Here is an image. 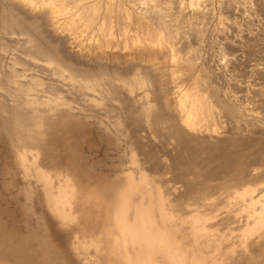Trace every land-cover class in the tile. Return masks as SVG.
Returning a JSON list of instances; mask_svg holds the SVG:
<instances>
[{"label":"rangeland","instance_id":"rangeland-1","mask_svg":"<svg viewBox=\"0 0 264 264\" xmlns=\"http://www.w3.org/2000/svg\"><path fill=\"white\" fill-rule=\"evenodd\" d=\"M8 1L0 0V17L11 18V20L17 18L21 25L17 26L18 30L16 32L12 30L3 31L4 29L0 32L2 35L0 37V46L2 47H0V52L3 51L2 55L6 52L7 55L12 56L20 49H34L36 44L30 42V34L34 33L36 38L50 48L62 62L64 68H62L63 66L60 67L61 70L63 69L65 77H73L71 73L73 74L76 71L75 69H83L87 72L100 73L102 83L103 79L105 82L111 74L115 77L117 75L118 77L114 83L117 86L122 85L118 88L121 89L119 92H122L123 88L127 86L126 91H123L126 94L124 95L123 92L121 94L118 91L116 92L117 89L109 90L111 86L106 83L95 85L92 81L82 77L72 80L77 85L81 82L87 84L89 91L92 92L89 94L92 100V102L90 100V104L97 105V109L105 108L110 100L118 106L116 110H111L113 114L108 112L114 117L108 116V113L102 115L93 110L87 111L85 114H78L77 117L85 121V126L75 135H80L79 137L82 138L79 154L83 163L95 167V173H108L112 177L118 175L125 187L133 183L136 185L135 193H132L133 197L131 195L130 201L125 202L127 197L122 198L120 205L117 204V207L111 208L107 215L112 216L114 210H120L128 204L130 207L126 206L130 217L140 218L139 211L141 217L142 215L145 216V220L149 217L155 230H157L156 237L152 242L154 248L151 247L155 251L154 262L158 264H169V260H165L168 250L171 251L178 262L180 260L181 264H264V219L262 222L254 221L260 212L264 216V210L262 212L261 209L260 211L244 208L237 203L241 199L248 198L250 193L253 196L257 195V193H260V188L264 186L262 182V180L264 181V0H196L195 2L194 0H118L120 3L122 2V7H128L126 9H130L134 15H132L130 23L126 26V29L129 27L126 35L125 32L122 31V33L117 30L118 28H114V40H116L114 44L117 45H115V50L113 49V52H116L117 55L115 57H98L94 53L89 55L88 50L83 51L67 33L54 31L48 19H46V15L38 11L33 12L20 4L18 6L16 3L15 5L12 1ZM101 1L104 4L103 6H106L107 0ZM138 14L145 15V18L142 19L143 25L139 21L141 17H138ZM19 27L22 29H20L21 31ZM146 28H150L155 32L160 30L159 32H162L161 34L166 38L171 36L172 32L177 34V39L174 40L176 43L173 45L177 48L178 56L180 55L182 59L185 57L180 66L171 61L172 53L170 54L171 51H169L171 48L165 51L168 61L164 66L161 65L162 69L160 64L156 62L152 64V62L145 61L144 54L135 51L132 45L129 48L122 45L121 42H124L127 36L145 40L148 35V31L146 33V30H144ZM116 31H118L117 35ZM3 32L4 34L7 32V35L15 32L16 37L21 38L23 44L20 41V44L15 41H8L7 35L2 34ZM88 35H91V33H86L85 38L87 40H89ZM4 44L7 45L4 47ZM16 47H19V49ZM13 48L16 49L12 50ZM34 50L38 53L36 48ZM12 51L13 54H11ZM110 51L108 53L112 54L113 52ZM39 55L44 57L42 54ZM160 57L162 58V55ZM163 60L165 58L161 62ZM183 64L184 67L188 64L190 67L187 66L188 69L184 68ZM174 68L177 72L182 69L181 74H179L180 79L178 78L176 81L177 83L170 80L172 74L169 73L173 72L172 69L174 70ZM108 75L109 77H107ZM128 76L130 78L132 76L131 82ZM133 77L135 79L141 77L142 79H139L141 82L136 83V85ZM196 79L199 83L195 81ZM125 81L127 84L123 83ZM196 82L200 85L199 89L206 90V93H211L212 89L217 91L216 93H219L218 97L237 106L240 113L237 114L238 116H231L226 111H222L220 118L217 117V121L215 119L209 124L210 129L201 127V130H197L198 132L187 129L192 136L195 135L197 138L200 137L199 139L202 138L206 141L205 145L201 144L198 147L201 149V155L199 154L196 157L197 161L194 160L193 165L195 166H192L191 170H187V167L176 164L178 163L180 149L177 141L172 136L169 137L166 121L156 126L154 116L159 114L165 115L164 118L166 116L174 119L178 118L179 120L176 119V121L181 122L182 125V112L177 107L178 100L175 89L179 87L184 88L185 91L187 88L190 90ZM91 84L93 85L91 86ZM106 91H108L110 97H105ZM102 92H105V96ZM118 94L121 96H118ZM141 94H144V101L140 99ZM145 98L147 100L146 104H149L147 106H151L147 114L149 133L143 131L142 126L136 129H133L135 127L126 126L128 124L126 118L129 120L130 117H133L131 114L134 117L141 118L140 123L144 125L146 115L143 111H139L141 108H138V104L139 102H146ZM215 98L212 97L214 103L217 104ZM73 103L76 104L75 101ZM127 110L129 112L132 110V112L128 113ZM241 136L244 137L245 145H236L239 150L245 151L246 162L249 161V163H246V169L243 168L242 171L239 167H236L237 169L231 167L223 170L226 161L222 160L224 162L222 167L219 154L224 149L223 147H227V140L233 137L243 140ZM236 145L234 144V146ZM216 165L217 167H215ZM114 167L118 169L116 172L113 171ZM1 168L0 197H3V199L0 202V210L7 209V212L11 211L13 209L11 206L16 204H11L10 207L8 204V207H5V200L9 203V199L14 200L13 195H18L21 211L26 212V210H29L27 212L35 213L37 208L32 203V197L35 195L32 188L36 187L41 192V190L44 191V184L38 180L33 171L26 175L20 167L21 172H18L21 178L20 182L23 184L22 186H27L26 191L14 188L15 190L10 189L9 193L4 192L1 189L3 179ZM9 169L10 165L8 166ZM212 171L216 173L214 174ZM207 177L209 178L206 180ZM53 181L56 183L55 177H53ZM67 182L74 183L71 179ZM242 184H247L248 188L246 186L243 188ZM28 185L32 186L29 187ZM193 185L197 187L195 189L190 188ZM229 186L232 187V191L235 193L231 194L232 197L231 195L228 196L230 194L228 193L230 192L228 190ZM239 186L242 187V190ZM144 187L148 191H145ZM245 188L246 191H243ZM239 193H241L242 198L238 196ZM5 196L7 199H5ZM261 197L262 204H264V192L261 193ZM142 204L144 206H138ZM61 210L69 216V220L65 222V225L57 224L56 228L61 232L71 233L76 250L69 244L70 253L79 264H128L122 256L118 260L110 254L112 246L109 245L108 241L114 235L108 234L110 232L109 228L106 227L103 232L100 231L102 235L98 233L95 236L86 238L79 234L80 238H74V231L83 225L79 213L76 211V203H74L73 208L64 203L61 205ZM49 212L54 220L55 218L58 219L52 211L49 210ZM29 218L32 221L29 219L28 223L24 219V222H27L30 227L22 234L39 230L41 227L37 223L39 222L37 213ZM17 219L21 224H24L19 214ZM149 219L148 221H150ZM4 225L2 226L3 231L5 228L9 231L7 224ZM60 241L61 238L55 236L54 242ZM65 246H68V244ZM115 247H119L120 252L126 251L122 243L115 244ZM162 249H164V252ZM128 250H131L130 252L133 254L135 253L132 248ZM0 255L2 254L0 253ZM68 257L66 255V258Z\"/></svg>","mask_w":264,"mask_h":264},{"label":"bare ground","instance_id":"bare-ground-1","mask_svg":"<svg viewBox=\"0 0 264 264\" xmlns=\"http://www.w3.org/2000/svg\"><path fill=\"white\" fill-rule=\"evenodd\" d=\"M9 1H12L17 5L20 4L33 12L38 11L46 15V19H48L54 31L67 33L73 40V42H75L80 48H82L83 51L88 50L89 55L90 53H94L97 54L96 56L98 57L117 56L115 54L116 52H113V49L117 46L116 44H114V41H116L114 40V28H118L117 30L125 32L126 35V31L129 28L127 27L126 29V26L130 23L132 15H134L132 14V11L130 9H126L128 7H125L124 4V7H122V2L120 3L118 0H107L106 6H103L104 4L101 0ZM195 1L196 0H194V2ZM138 17H141L139 18V21L143 25L142 19L145 18V15L142 16L138 14ZM158 24L161 25L160 23ZM18 25H21V23L17 18L11 20V18L7 19V17H0V32H2V29H4L3 31L12 30L16 32V30H18ZM20 29L21 28L19 27V30ZM144 30H146V33L148 31V35L145 40L138 39V37L135 39L134 37L131 38L130 36H125L126 38L124 42H121L123 43L122 45H124V47L126 48H129L130 45H132V48H135V51L139 53L141 52L140 54H144L143 57L145 61L152 62V64L156 62L157 64H160V66H164V64L168 61V56L165 55V51L171 48L169 50L171 51L170 54L172 53L171 61L174 64L180 66L185 57L182 59L180 55L178 56L177 48H175L173 45L174 43H176L174 40L177 39V34H174L173 32L171 34L169 33L171 36L166 38L161 34L162 32H159L160 30L156 32L154 30H151L150 28H146ZM15 32H13V34L11 33L10 35H7V32H5V34L3 32L2 34L7 35L6 37L8 41H15L19 44L21 42L23 44L21 38H18V36L16 37L17 34H14ZM117 32L118 31H116V35ZM86 33H91V35H88L89 40L85 38ZM122 33L120 34L124 35ZM0 37H2V35ZM130 41L132 42V44ZM30 42L36 44L35 48L37 49L38 53L34 52L36 51L34 50L35 48L27 50L20 49L15 53L12 51L11 54L14 53V55L12 56H10V54L7 55L6 52L2 55L1 53L3 51L0 52V167H2L1 171L3 173L1 189L4 192L7 191V193L10 192V189L15 190L14 188L20 189L21 191H26L27 186H22L23 184L20 182L21 178L19 177L18 173L21 172V167L23 170L22 172L26 175L30 174V171L34 172V174L38 177V180L44 184V191L41 190V192H39L36 187L32 188L35 194L32 197V203L34 204V207L37 208L35 213L27 212L29 210H26V212L21 211V209L19 208V199L17 198L19 197L18 195H13L14 200L9 199V203H7V201L5 200V207L8 204L9 207L11 204L16 205L11 206L13 207V209L9 212H7V209L0 210V253L2 254L0 255V264H79L77 260L73 259L72 253H70L69 244H71L72 248H75L76 250L75 242L73 241L71 233L61 232L56 228L57 224L65 225V222L69 220V216L64 214L61 210V205L64 203L68 204L72 208L74 203H76V211L79 213L81 224L83 223V225L79 226L74 231V238H80V235H83V237L87 238L95 236L98 233L102 235L101 232H103L107 227L110 229V232L108 234L114 235V237L108 241V243H110L109 245H111L113 248H111L110 254L114 255L118 260L119 257L122 256L128 264H158L154 262L155 251L152 249V247L154 248V246H152V242L156 237L157 230H155L153 222H151L149 217L148 219L150 221H148V219L145 220V216L142 215L141 217V213L139 214L140 211L138 212L140 218L130 217L128 215V204H126L127 206L124 205V207L120 210L118 209L119 211L114 210L112 216L107 215L111 208L115 206L117 207V204L120 205L122 198L127 197V200H125V202L130 201V197L135 191L136 185L133 183L128 184V186L125 187L119 179L120 176L118 175L116 177H112L108 173H95V167L88 166L83 163L81 155L79 154V148L82 145V138L79 137L80 135H75L85 126V121L77 117L78 114H85V112L93 110L97 111L99 114L105 115L108 112L112 113L111 110H116L118 106H116V103L110 100L109 102H107L108 104H106L107 106L105 108L97 109V105L94 106L90 104L91 98L89 97V94L92 92L89 91V87L87 86V84L81 82V84L77 85L72 82V80L78 77H82L83 79L92 81L95 85H99V83H102V75L93 71L87 72L83 69H75L76 71L74 72L73 70L74 73H71L74 78L72 76L65 77L63 69L61 70L60 67L63 66V64L59 60V58L54 55L53 51L42 42H40L39 39L36 38V35L34 33L30 34ZM5 45L7 44H4V47ZM16 48L19 49V47ZM16 48H13L12 50ZM26 48L28 47L26 46ZM107 49L109 50L107 51ZM110 50L113 52L112 54L108 53ZM39 54H42L44 57H41ZM161 55L162 58L160 57ZM163 57L165 58V60L161 62L162 59H164ZM61 59L63 60V58ZM156 63L155 65H157ZM162 66L161 68L163 69ZM187 66H189V64ZM187 66L185 65L184 67L183 64L184 68H187ZM62 68H64V66ZM175 68L174 70L172 69L173 72L169 73L170 75L172 74L170 76V80H172L174 83L178 80V78L180 77L179 74H181L182 72V69H180L181 71L178 70V72L180 71L178 73ZM109 75L107 77H109ZM117 77V75L115 77L111 74L110 78L107 79L109 82L107 80L106 81L108 83L106 81L104 82L103 79V83L109 84V86H111L109 90L113 91L117 89L116 92L118 91V93L121 94L124 90L126 91L127 86L123 88L124 90H122V92H119L121 89L118 88L122 85L117 86V84L114 83ZM131 78L129 77V81ZM140 78L141 77H139V79ZM137 79H133L135 80V84L141 82V80L139 81V79ZM126 81L123 83L127 84ZM195 81H197V79ZM120 82L122 83V81ZM197 82L199 83V81ZM197 82L194 83L192 89L188 90L187 88L186 91L184 88L181 89L176 86L177 88L175 89V94L177 95V107L179 108L177 109L181 110L182 112V125L181 122L178 123L179 121H176V119L178 118L174 119L173 117L167 116L164 118L165 115L162 116L159 114H156L154 116V124H156V126H158L157 124L160 123L161 125V122L166 121V127H168L167 129H169L170 134L169 137L171 138L172 136L177 141L180 149L178 152V163L176 164H181L182 166L187 167V170H191L192 166H195L193 165V163H195L194 160L197 161L196 157L201 153V149H199L198 147H200L201 144L205 145L206 143L204 139H199L200 137L197 138V136H195L194 134L193 135L195 137L192 136L189 133L190 131L188 130L191 129L194 132H198L197 130H201V127L209 128V124L215 119L217 121V117L220 116V113L222 111H226V113L231 116H236L238 113H240L238 112L239 108L237 106H234L228 100L218 97L219 93L217 94V91L212 89L211 93H206V90L203 91L199 89L200 85H198ZM92 85L93 84H91V86ZM108 91H106V96L104 94L105 92H102L105 97L109 96ZM212 95L216 97L215 99H217V104L214 103ZM118 96L121 95L118 94ZM143 98L144 94H141L140 99L143 100ZM134 100L132 101L134 102ZM74 101L76 104L73 103ZM141 103L139 102V104ZM146 103L147 100L146 102H143L141 106H139L138 104V108H141V110L139 111H143L144 115H146V118H144V125L143 123H140V121L142 120L141 118L139 119V117H134V115L131 114V116L133 117H130L129 120L128 118H126L128 121V124L126 126L135 127L133 129L142 126L143 131H148L149 133L147 114L148 109L149 107L151 109V106H147L149 104ZM129 111L128 113L132 112V110L131 112ZM108 114V116H113L110 115V113ZM142 115L141 117H143ZM237 137H233L230 140H227V147H223L224 149L219 154L222 162L221 166L224 163L223 161H226L223 165L224 167L222 166L224 168L223 170L231 167L234 169L236 167H239L243 171V168L246 169L245 166L247 167L246 163H249V161L246 162V154H244L245 151L242 152V150L238 149V146L245 145L244 137L241 136L243 140ZM229 144L230 146H228ZM234 144L239 145H236V147L234 146ZM232 146L234 147L231 148ZM9 165L10 169L8 170ZM215 167H217V165ZM117 170L118 169L116 167L113 168V171L116 172ZM212 172L214 174L216 173L214 171ZM53 177H55L56 183L53 181ZM208 178L209 177H207L206 180ZM69 179L73 180L74 183H68L67 180ZM262 182L264 183L263 180ZM246 185H243L242 187L244 188V186ZM28 186L30 187L32 185ZM235 186L237 187V185ZM196 187V185H193L190 188L195 189ZM262 187L263 188H260L259 190L260 193H257V195L254 196L250 193V196L248 198L241 199V201L237 202L238 205L254 210L261 209L263 212L264 204H262L261 193L264 192V186ZM144 190L148 191L146 187H144ZM228 190H230V192H228L230 193L228 196H230L231 194H235L232 191V187L229 186ZM243 191H246V188ZM232 196L233 195H231V197ZM238 196H241L242 198L241 193H239ZM2 199L3 197H0V202L2 201ZM5 199H7L6 196ZM138 206L140 207L144 205L142 204ZM49 210L52 211L58 219L55 218L54 220ZM36 213L38 214L39 221L37 223L38 225L40 224L41 227L39 228V230L37 229L31 231L28 234H22L28 230V227H30L29 225H27L29 219L32 221V219L29 217L33 214L36 215ZM260 213L254 221H263L264 216L262 213ZM18 214L21 217L22 223L24 224H21V222H19V220L17 219ZM24 219L27 222H24ZM4 224H7L9 231L7 228H5L3 231L2 226H5ZM55 236H58L59 239L61 238V241L55 243ZM121 243L126 248V251L120 252L119 247H115V244ZM66 244H68V246H65ZM78 245L77 248L79 249ZM63 247H65L64 250ZM130 248L135 251L134 254L130 252L131 250H128ZM162 251L164 252V249H162ZM65 254L69 257L66 258ZM165 260H169V264H181L180 260L178 262L169 250L165 255Z\"/></svg>","mask_w":264,"mask_h":264}]
</instances>
